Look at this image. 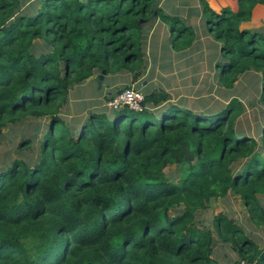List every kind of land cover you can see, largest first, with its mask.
Returning <instances> with one entry per match:
<instances>
[{"label":"trees","instance_id":"trees-1","mask_svg":"<svg viewBox=\"0 0 264 264\" xmlns=\"http://www.w3.org/2000/svg\"><path fill=\"white\" fill-rule=\"evenodd\" d=\"M160 2L0 0V142L9 124L47 119L39 138L17 145L31 155L0 166V264H221L218 241L239 256L233 264H264V248L230 216H214L211 227L197 221L232 193L264 230V28L241 27L264 0L219 13L200 1L219 44L221 86L260 74L252 131L236 126L237 98L197 114L152 92L139 112L108 109L73 122L61 114L72 87L96 73L140 75L157 21L166 49H193L195 28ZM173 165L177 180L165 174Z\"/></svg>","mask_w":264,"mask_h":264},{"label":"rangeland","instance_id":"rangeland-1","mask_svg":"<svg viewBox=\"0 0 264 264\" xmlns=\"http://www.w3.org/2000/svg\"><path fill=\"white\" fill-rule=\"evenodd\" d=\"M198 20L193 24L198 42L196 51L186 60L176 61L167 43H162L164 36L158 34V40H151L153 48H146L145 66L140 75L133 78V74L118 72L106 75L96 73L92 78L70 90L67 103L61 109V114L67 122L75 118L82 121L89 112L107 110V102L124 87H132L148 94L152 92H167L171 102L191 110L197 114L218 113L230 102L237 98L243 104V111L237 122V128L253 130L257 119H260L259 95L255 88L260 86V74L249 72L240 77L232 89H225L219 82V73L213 65L218 58L216 51L219 44L206 32V25ZM157 33H166L162 24L157 21ZM155 38V36H154ZM163 44V45H162ZM46 118L36 119L28 117L22 123L9 124L3 131L4 139L0 142V166L10 164L14 159L31 152L20 153L17 145L25 138H39ZM27 159V158H26ZM165 174L174 180L179 179V171L173 165L165 170ZM264 204V196L261 197ZM230 216L238 225L245 229L248 238L255 240L260 248H264L263 227H256L249 221L247 211L242 206L237 195L229 193L225 198L211 201L206 210L197 215V221L211 227V221L218 214ZM213 257L221 264L237 263L240 258L230 245L217 242Z\"/></svg>","mask_w":264,"mask_h":264},{"label":"crops","instance_id":"crops-1","mask_svg":"<svg viewBox=\"0 0 264 264\" xmlns=\"http://www.w3.org/2000/svg\"><path fill=\"white\" fill-rule=\"evenodd\" d=\"M200 1L201 0H189V2L187 3V0H161L159 7L166 14L178 15L181 17L182 20H184L186 22L188 21L189 23L193 24L197 20H198V23L204 21V17L202 15V13H200V9H201ZM202 1L206 2L207 5L213 11H215L217 13L221 12L225 8L231 10L232 12H236L237 7H238V5H237L238 0H202ZM193 10H196L197 13H195ZM198 23H195V24H198ZM156 26H158V25L156 24ZM162 26H163V24H162ZM241 27L244 29H247L249 31H261L264 28V5H257L253 10L251 19L247 22L242 23ZM158 34H162L164 36V38L162 39V43L168 37L167 33H164V32L163 33H157L156 31H154V33L151 34L149 37L150 42L153 39L158 40L157 39ZM154 36H155V38H154ZM198 40L199 39H196L193 49H198V48H196L197 47L196 44H197ZM149 47L153 48V45L151 43H149L147 48H149ZM193 49L191 51H189L188 53L182 52L183 54L175 53V52L173 53L172 51H170V54L171 55L175 54L174 56H176V58H175L176 61H178V62L181 60L184 61V60L191 57V55H192L191 52L196 51ZM216 53L218 55V58L216 60H218L219 59L218 50L216 51ZM216 60H214V62H213L214 66L217 62Z\"/></svg>","mask_w":264,"mask_h":264},{"label":"built area","instance_id":"built-area-1","mask_svg":"<svg viewBox=\"0 0 264 264\" xmlns=\"http://www.w3.org/2000/svg\"><path fill=\"white\" fill-rule=\"evenodd\" d=\"M143 102V94L141 92L133 89L132 87H127L122 89L119 93L115 94L111 98L106 106L109 110H116L120 108H128L134 112L141 111V104ZM240 264H246L241 262Z\"/></svg>","mask_w":264,"mask_h":264}]
</instances>
